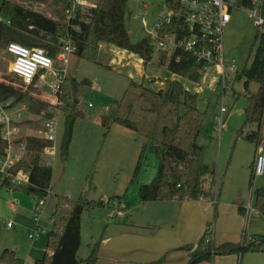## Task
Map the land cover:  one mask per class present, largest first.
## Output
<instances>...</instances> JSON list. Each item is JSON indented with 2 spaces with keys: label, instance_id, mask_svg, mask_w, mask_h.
Returning <instances> with one entry per match:
<instances>
[{
  "label": "rangeland",
  "instance_id": "1",
  "mask_svg": "<svg viewBox=\"0 0 264 264\" xmlns=\"http://www.w3.org/2000/svg\"><path fill=\"white\" fill-rule=\"evenodd\" d=\"M16 1L48 16L63 19L60 1ZM165 3L166 0H128L126 23L133 42L151 32ZM258 32V27L246 11H232V20L225 29V58H235L240 71L249 66L254 57L259 43ZM118 49L121 48L111 42L101 41L94 57L69 53L67 63L56 60V72L46 70L35 87H23L27 91L26 101L30 100L28 95L38 96L61 111L58 126L60 148L51 165L53 177L45 199L23 186L18 189L0 186V264H10L1 258L6 248L24 258V264H33L44 254L57 194L71 199H78L83 194L87 200L105 202V205L86 207L82 213L81 246L78 251L81 259L87 258L96 245L99 249L105 237L113 238L120 222L142 216L143 213L137 214L135 206L141 200L140 187L151 182L158 171V160L150 148L151 143L162 138L166 124L176 122L173 106L156 101L152 93L166 88L168 81L174 78L180 79L186 88L198 94V106L204 113L203 128L197 141L203 147L201 162L215 170L212 188L210 180H207L212 191L211 235L216 234L221 226L225 227L226 222L231 224L232 218L239 212V205L246 207L241 211L245 220L243 232L235 241L243 236L246 244L253 235H264V217L254 206L255 190L264 186V174L255 175L252 180L257 147L254 141L246 138V133L257 127L255 124L248 125L243 135L237 134L246 118L245 108L249 104L247 92H258L260 84L251 80L246 88V77L242 76L241 79L234 77L229 87H225L220 81L218 66L206 71L200 81H195L173 73L167 63L160 64L158 49L147 63L140 61L141 57L129 50L125 52L129 55L128 59L127 56L120 57ZM114 57L115 61L112 60ZM11 62L12 56L4 49L0 57V79L13 77L17 78V84H22L21 77L10 72ZM58 76L61 92L54 94L52 84L59 80ZM86 78L90 82H83ZM26 101L4 112L22 113V132L37 133L36 115L24 110V106L28 105ZM222 106L227 108V112L223 128L219 130L218 118ZM73 109L80 116L76 119L70 147L65 151L66 119ZM31 117H34L33 120ZM116 117L128 118L136 128L118 123ZM261 148L264 151V127ZM140 158L136 179L132 181ZM110 199L111 202L106 203ZM41 201H44V210L37 223L34 220L35 209ZM9 222L11 225H8ZM37 224L41 230L38 237L32 239L29 234ZM230 240L233 239L223 237L219 243ZM219 243L215 242L216 245ZM205 249V242H201L195 246L194 252ZM242 254V264H264V251L244 250Z\"/></svg>",
  "mask_w": 264,
  "mask_h": 264
},
{
  "label": "trees",
  "instance_id": "2",
  "mask_svg": "<svg viewBox=\"0 0 264 264\" xmlns=\"http://www.w3.org/2000/svg\"><path fill=\"white\" fill-rule=\"evenodd\" d=\"M62 2L63 19L48 16L16 0H2L0 12L10 23L0 21V57L10 42H18L28 46H42L51 55H55L63 39L69 37L73 46V53L80 56L94 57L98 52L99 43L108 41L119 48L137 53L147 63L152 59L156 50L153 38L150 35L133 42L126 23V8L128 0H92L94 6L77 11V17L69 23L66 21V9L70 6L69 0H57ZM169 1V0H166ZM240 6L252 5V0H237ZM264 14V5H263ZM259 43L254 57L249 66H245L236 75L241 79L245 76L244 85L247 88L251 80L257 81L260 86L258 92H247L249 104L245 108V121L238 130V135L245 133L248 125H256V129L246 133V138L256 143L258 148L262 144L264 124V31L257 33ZM10 55V54H9ZM11 56V55H10ZM249 58V57H248ZM249 59H247L248 61ZM160 64H168L173 73L200 81L203 76L194 56L183 50L170 53L160 49ZM12 74L19 76L12 71ZM20 77V76H19ZM17 84V78L6 77L0 79V103L10 101L8 108H13L26 101L27 88L35 87L38 78L32 83ZM83 82H90L84 79ZM28 110L38 113L42 108L51 103L41 97L28 95ZM152 97L160 103H170L176 114V122L173 125L166 124L163 127V135L159 140L151 143V150L158 160V171L151 182L144 183L140 187V199L142 201L180 199L186 196L189 199H198L200 194L205 197L210 195V187L214 184L215 170L201 162L202 145L197 138L203 128L204 113L198 106V94L186 88L184 83L174 78L168 81L166 88L153 91ZM80 113L74 109L70 111L66 119V130L63 139V149L66 151L73 138L74 126ZM115 121L127 127L136 128L134 122L128 118L116 117ZM22 121L19 122L22 125ZM18 140L27 143L28 152L23 161L30 167L29 182L25 189L36 194L41 199L49 195L53 177L52 166L41 163L43 148L50 143L38 133L21 135ZM8 141L2 135V123H0V154L7 152ZM137 165L132 181L136 179ZM255 177L252 165V180ZM210 180V187L205 188L204 182ZM251 180V183H252ZM7 180L1 185H6ZM0 185V186H1ZM121 198V197H119ZM112 199L107 200L110 203ZM113 201L118 202L117 199ZM105 205V202L96 203L87 200L83 194L78 199H71L67 195L57 194L55 208L51 216L52 227L48 231L47 250L34 261V264H95L98 259L97 245L87 258H79L78 251L81 246L82 213L86 207ZM254 206L264 217V186L256 188ZM244 211L243 206L239 207ZM1 228V222H0ZM212 232L210 222L207 231L199 243L205 242L206 249L194 253L189 264L202 259H211L218 252H238L236 247L248 245L246 250L264 251V235H253L249 242H225L216 245L211 239ZM255 237V238H254ZM208 248V249H207ZM8 248L2 253L1 258L10 264H24V259L10 253ZM240 263V261H239Z\"/></svg>",
  "mask_w": 264,
  "mask_h": 264
},
{
  "label": "built area",
  "instance_id": "3",
  "mask_svg": "<svg viewBox=\"0 0 264 264\" xmlns=\"http://www.w3.org/2000/svg\"><path fill=\"white\" fill-rule=\"evenodd\" d=\"M70 6L66 9V21L69 23L77 17V11L94 6L92 0H69ZM264 0H252L250 6H240L237 0H169L166 1L162 13L159 15L155 27L148 34L153 38L156 49L168 50L171 54L177 50H183L194 56L199 68L204 74L213 66H218L221 72L220 81L225 87L234 80L233 76L240 69L235 58L226 60L224 42L225 29L232 20V11L235 9L247 12L259 31H264ZM10 23L9 19L0 16V21ZM7 50L12 56L10 71L19 75L26 83L38 81L46 70H54L56 60L60 62L69 60L67 54L73 52V46L69 37L63 39V44L55 55L48 53L42 46H28L18 42H10ZM55 71V70H54ZM56 72V71H55ZM62 72V71H60ZM66 73V70H64ZM59 74V73H58ZM65 76V75H64ZM52 84L54 94L61 92L60 77ZM10 101L0 103V123H2V135L8 141L7 152L0 154V185L7 180L9 188L21 187L29 182L30 167L23 161L26 158L28 148L24 140H18L23 135L22 113L13 111L12 114L4 112ZM28 110V105L24 110ZM29 113H32L28 110ZM61 111L53 106L42 108L36 115L38 121L37 133L50 143L43 148L41 163L51 166L58 155L60 141L58 137L59 113ZM225 106L221 107V116L218 118L219 130L223 128ZM32 120L34 117H31ZM262 145V144H261ZM258 147L253 171L255 175L264 174V151ZM208 181L204 182L207 189ZM186 198H189L187 195ZM200 199L206 198L203 194ZM44 201L36 206L34 220L38 223L40 213L44 210ZM8 225H11L9 222ZM41 226L31 230L29 236L32 239L38 237ZM210 237L208 238V240Z\"/></svg>",
  "mask_w": 264,
  "mask_h": 264
},
{
  "label": "crops",
  "instance_id": "4",
  "mask_svg": "<svg viewBox=\"0 0 264 264\" xmlns=\"http://www.w3.org/2000/svg\"><path fill=\"white\" fill-rule=\"evenodd\" d=\"M116 51L121 54L120 57L127 56L128 59L129 55L125 54L127 49ZM112 60L115 61L116 58ZM140 61H143V58H140ZM210 199L209 195L204 199L138 201L135 204L137 214L143 213L142 216L120 222L118 230L113 232V238L105 237L98 249L95 264H189L191 256L195 253V246L207 231L212 213ZM240 206L246 210L244 205ZM239 207V212L232 218L231 224L226 222L225 227L221 226L213 236L210 233L212 242L219 243L223 237L233 240L222 243L239 242L243 239L242 236L235 241L241 231L243 232L245 220ZM242 256V253L235 251L218 252L211 259H202L191 264H242Z\"/></svg>",
  "mask_w": 264,
  "mask_h": 264
},
{
  "label": "water",
  "instance_id": "5",
  "mask_svg": "<svg viewBox=\"0 0 264 264\" xmlns=\"http://www.w3.org/2000/svg\"><path fill=\"white\" fill-rule=\"evenodd\" d=\"M23 187L25 186L24 184L22 185ZM19 187H15V189H18ZM248 248V245H242V246H239V247H236V251H244Z\"/></svg>",
  "mask_w": 264,
  "mask_h": 264
}]
</instances>
